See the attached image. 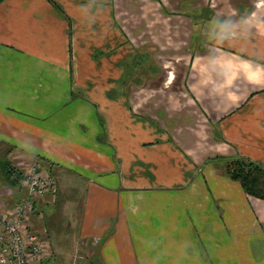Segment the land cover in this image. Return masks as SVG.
Returning a JSON list of instances; mask_svg holds the SVG:
<instances>
[{
  "label": "crops",
  "instance_id": "crops-1",
  "mask_svg": "<svg viewBox=\"0 0 264 264\" xmlns=\"http://www.w3.org/2000/svg\"><path fill=\"white\" fill-rule=\"evenodd\" d=\"M252 13L264 0L0 2V153L58 173L27 216L42 264H264V199L222 173L239 156L264 166ZM213 18L237 35L218 45ZM134 60L152 61L141 78Z\"/></svg>",
  "mask_w": 264,
  "mask_h": 264
},
{
  "label": "built area",
  "instance_id": "built-area-1",
  "mask_svg": "<svg viewBox=\"0 0 264 264\" xmlns=\"http://www.w3.org/2000/svg\"><path fill=\"white\" fill-rule=\"evenodd\" d=\"M19 187L25 197L7 207L0 205V264H42L50 254L49 245L30 227L27 216L35 198L55 191L56 180L30 159L22 167Z\"/></svg>",
  "mask_w": 264,
  "mask_h": 264
},
{
  "label": "trees",
  "instance_id": "trees-1",
  "mask_svg": "<svg viewBox=\"0 0 264 264\" xmlns=\"http://www.w3.org/2000/svg\"><path fill=\"white\" fill-rule=\"evenodd\" d=\"M13 149L9 148L0 155V175L8 185L19 187L22 170L9 159ZM223 168L229 178L241 184L247 195L264 199V166L250 158L239 156L225 161Z\"/></svg>",
  "mask_w": 264,
  "mask_h": 264
},
{
  "label": "rangeland",
  "instance_id": "rangeland-1",
  "mask_svg": "<svg viewBox=\"0 0 264 264\" xmlns=\"http://www.w3.org/2000/svg\"><path fill=\"white\" fill-rule=\"evenodd\" d=\"M135 55V54H134ZM134 55H133V57H134ZM154 63V62H153ZM128 64H129V62H128ZM152 64V61L151 62H149V63H146V61H143V62H140V63H138V64H136V61L134 60V64H130V65H126V66H128V67H126V68H128V70L129 71H132L133 72V77L135 78V76H137L138 78H141V71H142V69L143 68H146L147 66H150ZM135 81H137V79L136 80H134V82ZM138 83H140V81H138ZM135 84H133V88H132V94H133V96H132V100H131V103H129L128 104V111H130V112H132L133 114H135V115H140V94H141V89H140V87H139V85H137V86H134ZM128 90L129 89H127V92L126 93H128ZM117 93H119V95L122 97V95H121V93L120 92H117ZM18 154H12V155H10L9 156V159L11 160V162H13V164L15 165V166H17L18 168H20L21 170H22V167H23V165L27 162V161H29L32 157L30 156V154H28L27 152H25V151H23V152H17ZM2 153H0V155H1ZM19 154H22V155H19ZM120 163H121V159H119V157L117 158V165H118V168H117V172H119L118 174H119V176L121 175V171H120ZM225 164V163H224ZM41 166V168L42 169H45V167L47 166H44V168H43V166L42 165H40ZM222 167H224V166H222ZM47 168V167H46ZM222 169H224V168H222ZM46 170H48V169H46ZM57 171V170H56ZM50 172V171H49ZM58 172V171H57ZM50 173H52V175L55 177V180H56V187H55V190L57 189V181H58V179H57V175H58V173L56 174V172L55 171H53V170H51V172ZM222 173H224V171H222ZM122 174H123V172H122ZM225 174V173H224ZM135 177H138V178H140L141 177V172H139V171H136V173L135 174H133ZM5 186H7V187H5ZM11 188H18V186H16V187H13V186H10V185H8L7 183H5L4 182V180H3V178H1V175H0V196L3 198V196H4V194H7V195H11ZM10 189V190H9ZM13 192H15L13 195H11L9 198H8V196L6 197V196H4V197H6L9 201H12V202H15L16 200H18L20 197H25L26 196V192L24 191L23 193L21 192V191H19V190H14ZM12 202H8V203H12ZM82 258V255L80 254V252L78 251V254H76V261L78 260V259H81ZM73 262H74V260H73ZM48 264H54V262H53V260L52 261H50Z\"/></svg>",
  "mask_w": 264,
  "mask_h": 264
},
{
  "label": "clouds",
  "instance_id": "clouds-1",
  "mask_svg": "<svg viewBox=\"0 0 264 264\" xmlns=\"http://www.w3.org/2000/svg\"><path fill=\"white\" fill-rule=\"evenodd\" d=\"M83 7V6H81ZM244 24L246 25L245 31L241 34V36H246L248 33L251 32L253 28H255L257 31L264 30V20H258L256 13H252L250 16L244 17ZM253 21H256V23H253ZM210 24L212 25L213 29L217 33V44L221 45L224 43L225 40L235 37L237 35L236 31L234 30L235 27L238 25H234L232 29L229 28V21L228 19H224V21L218 22L215 18H213L210 21ZM249 66L251 67V62H248ZM262 77H264V67L260 68Z\"/></svg>",
  "mask_w": 264,
  "mask_h": 264
}]
</instances>
